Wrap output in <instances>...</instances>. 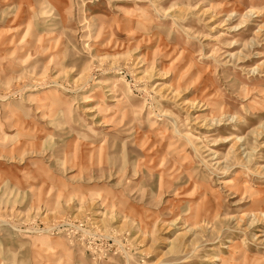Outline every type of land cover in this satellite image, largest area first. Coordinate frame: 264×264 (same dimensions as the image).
Masks as SVG:
<instances>
[{"label": "rangeland", "instance_id": "rangeland-1", "mask_svg": "<svg viewBox=\"0 0 264 264\" xmlns=\"http://www.w3.org/2000/svg\"><path fill=\"white\" fill-rule=\"evenodd\" d=\"M0 264H264V0H0Z\"/></svg>", "mask_w": 264, "mask_h": 264}]
</instances>
